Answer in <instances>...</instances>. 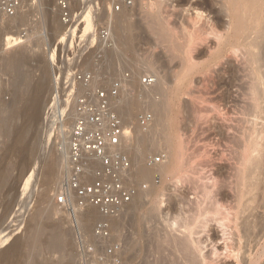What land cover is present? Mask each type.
<instances>
[{
	"label": "rangeland",
	"instance_id": "374dc122",
	"mask_svg": "<svg viewBox=\"0 0 264 264\" xmlns=\"http://www.w3.org/2000/svg\"><path fill=\"white\" fill-rule=\"evenodd\" d=\"M50 1L48 2L49 4L47 3L48 7L47 5L44 6L46 8L44 10L45 8H42V2L45 3L44 0H37V6L41 7L37 11L38 13L27 8L28 16L26 17V13L24 15L26 19H32L31 22L23 16L24 18L22 19L24 21L19 17L20 19L12 22L10 26L0 28V59L3 57V50L7 51L8 48L1 46V41L5 40L7 31L9 32L8 35L12 36L13 34L17 37L19 35L18 30L22 26L19 32L22 28H26L30 32L28 34L33 35L31 44L27 45L35 53L34 56L38 63L37 65L36 62L31 64L32 66H37L33 75L35 80L43 83L40 100V104L42 103L41 105L43 106L41 107L40 105V113L38 112L36 115V117L40 118L37 119L35 117L36 119H33L35 122H31L33 124L32 128L30 127L31 125L26 127L29 132L25 133V135L27 134L23 138L25 141L22 139L16 148L12 146V142H14L13 132L17 131L23 120L11 108L6 111L9 115L6 121V130L0 134V172L4 170L7 175L9 174L6 182L0 184V264H185L193 250H185L177 245L175 238H178L179 234L183 236L182 232L186 230L183 231V229L185 227H196L197 229L203 223L208 222L210 226L218 230L215 223H213L214 217L209 214L211 205L209 200L206 199L202 185L208 181L207 175L209 176L211 172H215H213V168L221 167L222 174L220 172V177L224 178L225 183L222 185L223 187L221 186L223 190L221 189L222 194L220 192L221 196L219 198L223 202L224 207L227 206L225 209L228 210L231 205L234 206L236 204L235 194L229 192V185H226L229 184V181L226 180L229 178L227 170L224 168L226 166L225 163L223 164L218 160L215 167L209 168L204 162L205 159L202 158L203 165L198 162L202 169L197 164L195 166L198 169L193 166L194 171L195 168L201 171L198 172L196 170L195 176L192 166H190L189 170H187L189 172L186 173V179L182 183L176 184V179L171 176L164 180L161 178V213H163L161 214L162 240L160 250L156 249V247L150 248L148 246L149 244L146 241L147 226L143 218L140 221L133 219L135 217L133 210L130 211L131 214L133 213L132 215L128 212L130 216L126 214V217L122 216L118 220L123 221L122 223L116 222L117 225H115L121 228L114 226L112 229L109 218L102 216L96 209L87 208L69 212L57 205L55 198L61 191L65 181L67 161L65 162V158L62 157L66 149L64 144L67 137L66 133L71 130L75 119L74 109L78 100L91 90V88L85 87L84 82L80 79L85 74H90L94 78L93 88L95 90H109L116 80L122 83L124 94L120 92L115 101L118 105L126 107V100L131 99V103L127 105L128 115L126 118L131 134H134V129L137 126L142 125L140 122L142 115L145 113L151 114L150 106L147 103L145 104L143 98V95L146 94L145 92L148 91V88L146 89V86H144V79L151 78V80H155L156 77L154 78L153 75L156 71L160 73L161 79L167 82L168 90L165 94L167 96L165 101L169 102L167 105L171 104L168 106L170 108L169 111L167 108L171 123L161 128V142H169L168 144L171 147L168 144L165 146L166 143L163 146V143L161 146L157 144L159 146L153 147L155 151L149 152L145 160L150 154H161V164H163L169 156L168 147L172 155L176 156L181 149L180 146H182L190 157L198 147L199 149L202 148V151L206 143H209V140L211 142L206 146L207 148L213 142L217 143L215 137L210 133L207 135V131L204 132V129H201L204 133L200 130V137L197 132V134L195 133V123L192 120L193 118H191L193 117L191 115V100L197 91L195 86H197L196 82H198L199 76L188 71L180 83L178 80L181 75L178 74L181 72L185 74V71L188 70L186 55L192 40L191 33L198 25L203 26L202 23L196 24L194 29L193 24L195 22L192 17L195 18L197 12L202 13L204 18H213L216 15H221L222 11H224L221 9L225 8L227 0H223L224 2L222 0H161V3L164 2L161 12L158 14L161 20V32L157 31V34H160L161 37L153 35L147 30V32H142L141 36L137 40H133L129 45L119 40L115 24L117 18L112 19L107 10L108 3L105 0H72L73 20L68 27H65L60 22L58 1L52 0L51 3ZM27 3L29 4V0H27ZM141 3L136 2L134 9L128 11L127 16L123 19L125 25L140 21L141 15L139 16V14L141 11L143 12L144 10L145 12L147 10L145 5L148 2ZM50 4H52L51 7L49 6ZM19 21L23 23L20 25L18 24ZM24 22L25 24L29 23L30 27L25 25ZM32 22L33 24H31ZM13 23L14 25H12ZM16 24L20 27L17 28L18 25ZM23 25L27 27H23ZM105 30H110L109 40L102 38V32ZM27 50L30 49L27 48ZM202 50L205 51V47L200 52L203 53L202 57L206 58L204 54L206 52ZM16 51L15 49L14 52L13 50L11 51L12 54L9 53L13 56ZM149 60L153 62L152 65L151 63L149 64L152 67L147 64L150 62ZM154 62L156 64L155 67ZM2 63L3 60L0 61V107L9 105L16 96V88L13 84L14 76L3 70ZM145 70L150 72L145 73ZM181 106H184V110L182 109L184 115L180 114V116L182 115L180 117L178 107ZM1 116L3 114H0V118ZM24 123L23 121L21 127H25ZM143 131H146V128ZM205 135L209 140L205 138ZM123 145L120 148L122 151H124ZM222 146L210 147V149L205 148L203 152L210 150L213 153L215 152L214 148H218L220 154V148L223 150ZM218 149L214 153L216 154L215 156L218 155L217 158L219 157ZM128 155L131 157L129 153ZM132 161L134 164L132 179L138 184H145L143 181L146 179L142 180L139 177L138 170H136L138 167L136 161L134 159ZM144 164L146 165V161L141 165ZM187 167L189 166L187 165ZM94 173V170H91L88 181L95 179ZM195 177H198L197 180ZM203 178L206 182L202 181ZM199 179L200 181H198ZM155 181V184H159L160 179ZM148 186H152L151 183ZM51 207H53L52 210L60 214V216L56 217L58 218L57 221L56 218L55 221H53L54 219L50 221L44 216V212L50 210ZM58 221L63 225L62 232L64 229L68 233H63L65 241L61 249H50L45 245L48 238L46 232L39 235L36 233V229L39 227V229L44 228L45 230L53 226L52 222ZM102 222H106L104 229L100 228ZM172 226L176 230H179L177 228L180 226L179 233L171 231L170 227L173 229ZM176 226L178 227L176 228ZM203 229L202 232H199L200 230L198 229L197 233L200 234L196 235L195 238L202 239L203 253L209 255L214 244L210 240L209 242L207 241L208 230L205 231L204 229L207 233L206 235ZM172 232L173 234H171ZM174 234H177L176 237ZM181 235L180 237L182 238ZM9 239L13 240L10 241ZM134 239L140 244L139 247L134 248L131 245ZM7 242L11 244L8 245ZM218 242H220L218 246L220 247L223 242L222 240H218ZM4 244L6 245L5 247ZM13 244L14 246H12ZM145 245L148 246H146L147 249ZM7 246H12L11 251L14 249L13 247H16V251L15 249L13 250L14 254L13 252L10 253V248L7 253ZM221 255L223 257L219 258ZM219 257L216 264L219 262H221L219 264H225L224 253L220 254ZM228 264H234V262L231 261Z\"/></svg>",
	"mask_w": 264,
	"mask_h": 264
},
{
	"label": "bare ground",
	"instance_id": "6f19581e",
	"mask_svg": "<svg viewBox=\"0 0 264 264\" xmlns=\"http://www.w3.org/2000/svg\"><path fill=\"white\" fill-rule=\"evenodd\" d=\"M49 1L50 0H44L45 3L42 2L43 9L45 8V5L48 7ZM105 1L107 2L108 0ZM51 2L52 0L50 3ZM136 2H139V4L141 2H148L147 5L144 4L147 6V10L145 12L143 10V12L141 11L139 14V16L141 15L139 22L131 25H125L123 19L127 16V11L110 15L112 19L117 18L115 23L117 36H119V40L126 45L132 43L133 40H137L141 36L142 32H147V30L151 34L161 37L160 34H157V31L161 32V20L158 14L161 12V7L164 2L161 3V0H140ZM226 2L225 8L223 6L224 9H221L224 10L221 15H213V18H204L202 13L200 14L197 12V15L195 14V18L192 17L195 22L193 24V28L194 25L196 26V24L198 25L200 23H202L203 26L198 25L196 29L194 28L195 30H193V33H191L192 40L186 55L188 70L185 71V74L182 72V74H178L181 75V78L178 80L180 83L185 78L188 71L196 73V75L199 76V80L196 82L197 86H195L197 87V91L195 89V95L192 96L193 98L191 100V115L193 116L191 118H193L192 120L195 123V133L197 132L200 137L202 131L201 129H204L203 131H207V135L210 133L217 141V143L212 141L213 146L210 144V147H221L223 145V150L220 148L222 151L220 150L219 154V149L216 148L218 149V158V155L215 156L216 154H214L216 153L215 148V152L213 153L210 150L203 152L205 148L210 149V147L207 148L206 146L211 142L205 135V138L209 140V143H206V146H204L202 151V148L199 149L198 147L195 152L191 154L190 158L182 146H180L181 149L178 154L173 156L172 152H170L171 150H169V147H171L168 144L169 142H165V146H167V144L169 145L167 149L169 151V156L165 163H157L153 167H147V164L141 165L145 163L147 154L152 150L155 151L153 147L159 146L157 144H160V146L162 143V146L165 144L164 142H161V128L166 127L168 123H171L170 114L167 112V108L171 104L167 105L169 102L165 101L167 97L165 94L168 90V84L165 80L161 79L160 73L155 71L153 76L154 78L156 77V79L152 85H144L146 86V89L148 88V91H146V94L143 95L145 104L147 103L150 106L149 108L151 109L152 120L150 121L148 128H146V131H143L144 128L142 129L141 126H137L136 128L134 127L135 129L133 128L135 130H133L134 134H131L129 131L127 133L128 139L125 142V145H123L124 151L129 153L132 159L136 161V165H138L136 170L139 172V177L142 178V180L146 179L143 182H148L147 184L151 183L152 186H148L150 188H148L149 190L146 192H144L145 189L141 190V192L135 196L131 204L127 205L118 214L109 217L108 219L111 225L110 227L113 229V227L117 225L116 222H121L118 220L122 218V216L126 217V214L130 216V211L133 210L135 214L133 219L135 218V220L140 221L143 218V221L147 226L146 241L149 244L148 246L150 248L156 247V249L160 250L162 240L161 214L163 213H161V178L164 180L171 176L176 179V184L179 182L182 183V181L186 179V173L189 172L187 170H189L190 166H192L193 170V166L196 164L198 165V162L199 164H202L203 161L201 160L203 159H205L204 162L209 166V168L213 166L215 167L218 160L223 164L225 163L226 166L224 168H226L228 173V175H226L229 178L226 179L229 181V184L226 185H229V192L235 194L234 198L236 204L234 206L231 205L232 207L230 206L228 210L225 209L227 206L224 207L223 202H221V199L219 198L222 194L221 186L225 183L224 178L222 179L220 177L222 174L220 170L221 167L217 169L215 168L216 170L213 168V172H215H211V176L207 175V182L206 180L204 181L203 178L202 181L206 183L202 182L204 183L202 185L205 191L206 199L209 200L211 205L209 214L214 217L213 223H215L218 230H215L208 222L203 223L200 228H204L205 231L208 230L207 235L203 229L204 234L206 233V237L208 238V240H206L208 242L209 240L212 241L214 245H210L213 248L211 247L212 251L209 255H206L207 253L204 254L202 239L195 238L196 235L200 234L197 233L200 228L197 227L196 229V227H185L183 229L182 227L183 231L186 229L182 232L183 236L179 234V237L177 238V234H174L178 243L177 245L185 250H193L190 258H188V261L186 260L187 262L185 264H216L218 257L222 253H224L223 259L225 260L224 262H226L225 264H228V262L230 263L231 261H233L234 264H264V0H227ZM51 5L52 4L49 6L51 7ZM141 6L143 7V5ZM39 8L41 7H34L32 11L36 13ZM44 10H46V8ZM27 12H25L26 17L28 16ZM25 13H21L15 20H12L11 23L20 18L24 21L22 18L25 17ZM26 20L29 21L30 19ZM31 20L29 22H31ZM20 22L21 21H19L18 24L21 25L23 22ZM31 24H33V22ZM12 25H14V23ZM25 25H23V27ZM29 25L28 27H30ZM19 27L20 26L18 25L17 28ZM23 29L26 28H22V30ZM19 30L18 33L20 34L22 30L20 32ZM8 34L9 32L7 31L5 40L1 41V46L8 48L7 51L3 50L2 54H4L2 55L3 57L0 61L3 60V70L13 74L14 76L13 84L16 88V96L9 105L0 107V114H3L0 118V134L2 131L5 132L6 130V121L9 116L6 111L11 108V110L14 111L15 114L17 113V115L25 122V127H21L23 123V121H21V128L18 127L19 130L17 129V131L15 130V132H13L14 142H12V146L16 148V146L21 143L24 136L27 135H25V133L29 132L26 130V127L31 125L30 127L32 128L33 124H31V122L34 123L35 121H33V119L36 117L38 112L40 113L39 109L42 104H40L41 88L43 83L35 80L33 75L37 66H32L31 64L36 62L37 65L38 63L34 56L35 53H33L31 48L27 46L29 43L31 44L33 35L29 34L23 45L15 46V44H17L16 41L18 40L17 37L13 34L12 36ZM14 34L16 35L15 32ZM203 47L206 49L205 51L202 50L206 52L204 53L206 58L204 56L202 57L203 53L200 52ZM27 48L30 50H27ZM15 49L17 51L13 56H11V51L13 50L14 52ZM20 50L23 52L21 53ZM149 61L150 62L147 64L148 66H151L153 62L151 60ZM150 63L151 65H149ZM155 65L156 64L154 62V67ZM148 72L150 71H146L145 73ZM93 83L94 81L92 82L91 87H93ZM123 92L124 91L121 93ZM189 96L191 97V95ZM130 103L131 99H128V101L126 100L125 102L126 107L119 105L121 114L125 119L128 115L127 105ZM172 104H174V102H172ZM42 106L43 105H41V107ZM183 107H178L179 116L180 114L184 115V113H182ZM169 109L170 108H168V111ZM36 118L39 119L40 117L38 118L37 116ZM74 118H76V108L74 109ZM203 131L202 133H204ZM62 158H65V162L67 161V148L64 150ZM187 165L189 167H187ZM199 167L202 169L201 166ZM204 167L206 166L204 165ZM196 168L198 169V167ZM196 168L195 171L197 170ZM206 168L208 169V167ZM206 168L205 170H207ZM195 171L193 170L194 175L196 174ZM8 175L4 170L0 172V184L6 182ZM195 178L197 180L198 177ZM199 178L201 177L199 176ZM156 179H160L159 184H155ZM198 181H200V179ZM52 208L53 207H51L50 210L45 211L44 216H46L50 221H52V219L55 221V218L60 216V214L52 210ZM223 211L225 212L222 213ZM133 219L132 221H134ZM57 220L58 218H56V221ZM52 223L53 226L46 228V231L44 228L42 229L40 227L41 229H39L38 227V229H36V233L41 235L43 232H46L48 236L47 243H45L46 247L50 249H61L65 241L64 234H67L68 232L64 231V229L62 232L63 225H61L59 221ZM177 227L178 226H176V228ZM173 229L170 227L171 231H177L179 233L181 228L179 226L177 228L179 230H176L174 227ZM202 229L199 232H202ZM173 232L171 234H173ZM135 240L136 239L133 240V244L131 243L134 248L139 247L140 245L138 241ZM218 240H222L223 242L220 247H218L220 244ZM5 244L4 247L8 244V242L6 245ZM9 244L11 243L9 242ZM12 246H14V244ZM146 246L147 245H145V248ZM11 247L7 246V253L9 252V248L10 253L13 252L14 249L16 251V247H13L14 249L12 251ZM7 253L6 255H8ZM222 257L223 256L221 255L219 258Z\"/></svg>",
	"mask_w": 264,
	"mask_h": 264
},
{
	"label": "built area",
	"instance_id": "2783aa9c",
	"mask_svg": "<svg viewBox=\"0 0 264 264\" xmlns=\"http://www.w3.org/2000/svg\"><path fill=\"white\" fill-rule=\"evenodd\" d=\"M37 0H0V28L9 26L27 8L34 9ZM60 22L68 27L73 20L72 0H57ZM110 15L133 10L136 0H108ZM110 30L102 32V38L109 40ZM29 34L22 30L15 46L23 45ZM85 87L90 88L94 78L90 74L80 77ZM144 83L150 86L151 78ZM123 85L116 80L109 90H95L91 87L76 105V118L66 134L65 148L68 159L65 181L56 195L57 205L69 212L94 208L104 217H112L131 204L141 189L148 190V184H138L132 179L134 164L128 153L120 148L127 141L129 128L126 119L115 101ZM152 115L145 113L140 118L142 128H148ZM65 139V140H66ZM67 142V143H66ZM161 163V154H150L146 164L153 167ZM94 170L95 179L88 181ZM106 222L100 228L104 229Z\"/></svg>",
	"mask_w": 264,
	"mask_h": 264
}]
</instances>
